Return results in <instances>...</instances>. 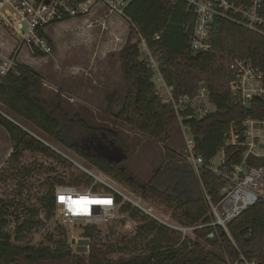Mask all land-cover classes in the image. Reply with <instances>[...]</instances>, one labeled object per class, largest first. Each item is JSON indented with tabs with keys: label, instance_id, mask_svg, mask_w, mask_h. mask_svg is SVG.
<instances>
[{
	"label": "trees",
	"instance_id": "1",
	"mask_svg": "<svg viewBox=\"0 0 264 264\" xmlns=\"http://www.w3.org/2000/svg\"><path fill=\"white\" fill-rule=\"evenodd\" d=\"M124 15L128 19L129 30L134 31L136 28L147 45L159 53L163 77L173 86L175 97L195 93V89L186 81L187 75L192 70H205L215 53H225L227 57L238 54L250 58L264 70V36L221 16H215L212 22L210 50H192L190 34L195 17L187 11L183 1L132 0L124 9ZM156 32L160 33L159 39L153 38ZM129 40L119 50L121 72L125 80L123 97L119 98L118 90L107 92L104 97L105 111L116 121L153 139L163 137L162 141L165 142L167 131L176 121L174 110L170 104L161 102L155 93L152 71L141 58L137 44ZM209 95L214 110L201 119L187 121L196 139V150L205 161L217 154L224 133L231 123L240 126L247 116H264V103L259 100H253L251 108L246 109L236 104L227 91L211 89ZM119 100V108L114 112V106ZM4 114L14 120L29 122L43 136L73 151L101 172L137 188L142 196L150 194L171 204L173 214L180 223L196 226L210 220L207 215L208 206L201 197L184 200L179 195L160 192L152 183H143L130 174L127 156L116 162L101 152L90 151L89 147L96 146L99 141L119 144L122 140L115 130L91 129L78 114L69 116L60 98L54 105L48 103L43 95L40 75L26 64H20L17 72H8L0 84V125L6 130L11 147L8 160L16 163L24 150L51 153L49 147ZM84 140L90 145L84 146L81 142ZM240 153L237 146L225 148L224 164L229 166L238 162ZM22 169L30 173V170ZM201 181L208 189L212 201L217 203L224 180L214 172L206 171L202 173ZM115 197L121 203V198ZM40 200L48 214L54 211L56 205L52 185ZM23 209L24 215L15 216L14 230L10 231V220L7 218L10 213L0 200V264H62L68 260H72L73 264H229L237 260L240 253L248 260L264 264V200H259L231 220L227 224L228 233L220 227L217 232L212 226L198 227L193 230L196 237L194 240L186 238L179 241V238L167 234L162 226L147 224L142 228L155 231L159 234L158 241L164 244H153L145 254L114 260L107 256L115 251L114 247L97 243L92 237L86 256L73 255L64 235L53 240L52 246L19 243L24 234L44 222L38 208L27 206ZM130 209L128 203L120 207L121 212ZM89 232L90 228H86L85 236H90ZM210 232H214L211 237L208 236ZM197 238H202L210 248L205 249Z\"/></svg>",
	"mask_w": 264,
	"mask_h": 264
},
{
	"label": "rangeland",
	"instance_id": "2",
	"mask_svg": "<svg viewBox=\"0 0 264 264\" xmlns=\"http://www.w3.org/2000/svg\"><path fill=\"white\" fill-rule=\"evenodd\" d=\"M127 22L128 19L120 13L114 12L105 15L102 9L95 7L92 13L87 16L74 17L48 27L47 33L53 41L51 54L41 57L29 53L22 46L18 51L19 59L22 61L30 59L32 65L37 68L33 70H36L42 78L43 95L48 103L54 105L60 98L64 111L69 116L78 114L82 122L89 128L111 129L118 132L122 142L118 144L110 141V143L114 144L123 156H127L128 170L131 175L143 183H152L165 194L179 195L184 200L200 197L203 199L200 182L184 159V138L176 121L167 131L165 142L162 141L163 137L153 139L123 122L116 121L112 115L105 111L104 95L111 86L105 85L103 78L99 77L101 84L98 91L94 93L91 104L83 103L75 98L64 97L63 89L54 80L58 79L57 76L66 74V70H69L68 63L76 65L75 73L71 74H80V76L84 74L87 78L93 77L97 73V68L100 71L103 70L100 64L103 59H109L110 72L115 76L113 84L119 91L121 99L124 94V85L117 77L118 65L115 54L128 39H130V43H136L133 31L129 30ZM0 34L15 40L1 19ZM79 39H85L88 43L75 46L74 41ZM15 41L17 47L18 41ZM152 55L157 60L160 75L163 77V71H161L163 66L160 63L159 53L152 50ZM228 59L225 53H215L205 70L189 72L186 79L188 85L195 91L201 86H205L209 91L211 89L226 91ZM152 74V80L156 86L159 84L158 74ZM119 105L120 100L114 106V112L118 110ZM209 107L211 110L215 108L213 104H209ZM14 121L28 130L32 136L42 140L41 142L51 150V153L24 150L16 163H10L8 160L11 152L9 137L6 130L0 125V200L4 202L10 213L7 216L10 220L8 228L10 231L14 230L15 216L24 215L23 208L27 206L38 208L39 216L44 220L42 225L24 234L19 243L52 246L53 240L64 235L68 239L73 255L86 256L92 237L97 243L114 247L115 251L107 255L114 260L145 254L153 244L163 243L161 240L158 241L159 234H156L155 231L142 228L147 224L162 226L167 234L179 238V241L196 238L193 229L180 230L177 228L186 227V225L178 221L176 215L173 214L171 204L150 194L142 196L137 188L127 186L112 175L101 172L73 151L43 136L29 122L21 119ZM81 142L84 146L90 145L87 140ZM110 147L106 146V149ZM97 149L98 147L94 146L90 148V151L97 152ZM222 156L223 152L219 150L214 157L215 163L220 161ZM22 168L30 170V173ZM88 170L96 176L98 175L99 179ZM51 185L54 194L59 189L73 187L82 193L86 191L99 194L112 193L114 196H119L122 201L116 205L112 215L100 223H89L82 218L67 222L62 220L60 206L56 205L50 214L42 206L40 198ZM125 203L130 204L131 209L121 212L120 207ZM207 215L209 216L208 212ZM86 228H90V236H85ZM213 228L215 232L218 231V227ZM213 235L214 232L208 234L210 237ZM81 238L89 240L84 251L76 249L79 245L77 242ZM197 240L205 249L210 248V245L202 238H197ZM62 264H73V261L68 260Z\"/></svg>",
	"mask_w": 264,
	"mask_h": 264
},
{
	"label": "built area",
	"instance_id": "3",
	"mask_svg": "<svg viewBox=\"0 0 264 264\" xmlns=\"http://www.w3.org/2000/svg\"><path fill=\"white\" fill-rule=\"evenodd\" d=\"M132 0H0V19L11 31L17 47L11 55L0 56V84L8 72H17L19 63L17 53L24 46L31 54L48 55L53 52V41L47 33L48 27L91 14L95 7L103 10L105 15L114 12L124 15V9ZM186 5L187 11L194 17V25L190 34V47L194 51H208L211 48L210 31L215 16L233 21L246 29L264 36V0H180ZM125 16V15H124ZM188 28L189 25L187 24ZM134 40L140 56L146 61L152 73L158 74L154 91L161 102L172 106L176 122L184 138L183 156L200 182L203 199L208 206L210 220L196 226L177 227L180 230L198 227H220L228 233L227 224L238 217L243 211L264 200V116L244 118L240 126L231 123L224 133L219 150L223 156L215 163L214 157L205 161L196 150V139L192 134L188 120L201 119L211 112L209 90L199 87L193 95L187 93L175 97L173 86L165 82L160 75L157 60L152 55V49L145 39L134 28ZM154 39L160 38V33L153 34ZM227 61L226 91L234 102L246 107L253 100L264 103V70L252 59L238 54L231 55ZM153 75V74H152ZM214 105V104H213ZM251 108V107H250ZM237 146L240 149V160L229 166L224 164L225 148ZM89 171V170H88ZM212 171L224 180L220 189V199L214 203L208 189L201 181L202 173ZM94 175L91 171H89ZM61 192L80 193L73 187L59 189L54 194L55 205L60 206L62 220L72 221L77 218L97 224L110 217L118 202L112 193L99 194L91 191L83 192L97 201H110L90 205L89 213L79 217L65 207L60 200ZM124 196V195H123ZM125 197V196H124ZM99 203V202H98ZM98 206V208H93ZM212 218V219H211ZM229 264H257L248 260L240 253L237 260Z\"/></svg>",
	"mask_w": 264,
	"mask_h": 264
},
{
	"label": "crops",
	"instance_id": "4",
	"mask_svg": "<svg viewBox=\"0 0 264 264\" xmlns=\"http://www.w3.org/2000/svg\"><path fill=\"white\" fill-rule=\"evenodd\" d=\"M86 42L87 41L85 39L84 40L79 39V40L74 41V45L79 46ZM15 47H16V41L14 39L11 40V38H8L6 35L4 36L3 34H0V56H8L9 54H12L13 51L15 50ZM121 48L122 46L118 48L117 53L115 54V60L117 61V65H118L117 77L121 81L122 85H124L123 87V90H124L125 80L121 72V65H120L119 54H118ZM16 58L19 63L21 62L20 64L25 63L26 65L30 66L32 69L35 68V66H33L32 63L29 61L30 59H28V61L20 60L19 53H17ZM55 58L53 59L54 61H55ZM109 62H110L109 59L107 60L103 59V62L100 63L102 66L101 68H103V70L100 71L99 68H97V73L94 74L93 77L91 76L90 78H87V76H85L84 74H81V76L80 74H71V73H75L74 68L76 67V65L73 63H68L67 67L70 71L66 70L65 72L66 74H64L63 76L59 75L57 76L58 79H54V80H56V83L63 89L64 97L66 96L70 98H75V99L80 100L83 103L91 104V102H93V95L96 91H98V87L101 84L99 77L104 79L103 81L105 85L111 86L110 90L109 89L106 90L107 92L116 90L115 89L116 87H114V84H113L115 76L113 75L112 72H110ZM34 71L36 72V70Z\"/></svg>",
	"mask_w": 264,
	"mask_h": 264
},
{
	"label": "bare ground",
	"instance_id": "5",
	"mask_svg": "<svg viewBox=\"0 0 264 264\" xmlns=\"http://www.w3.org/2000/svg\"><path fill=\"white\" fill-rule=\"evenodd\" d=\"M94 176L99 179V176L97 177L95 174ZM61 197H64L65 199L62 201ZM91 197H97V196H87L86 194L80 192V193H76V194H71L70 192H61V196H60V200L58 202L62 203L65 207L69 208L68 210H72L73 214L75 216H79V217H83L88 215L89 213V208L92 207L90 205H98L100 206L101 203L98 202H92V201H97L94 198L92 199ZM82 198L86 201H88V203L84 204H78V205H70L69 203V199L72 201H81ZM133 201V200H132ZM135 204H137V202L133 201Z\"/></svg>",
	"mask_w": 264,
	"mask_h": 264
},
{
	"label": "water",
	"instance_id": "6",
	"mask_svg": "<svg viewBox=\"0 0 264 264\" xmlns=\"http://www.w3.org/2000/svg\"><path fill=\"white\" fill-rule=\"evenodd\" d=\"M251 107V104H248L246 105V109H250ZM7 116V115H5ZM8 117V116H7ZM10 120L14 121L12 118L8 117ZM17 125L21 126L20 124H18L16 121H14ZM25 129V128H23ZM26 130V129H25ZM27 132H29L28 130H26ZM30 133V132H29ZM39 139V138H38ZM40 140V139H39ZM42 141V140H41ZM107 144V145H106ZM98 147V151L97 152H101L103 153V155L107 158H109L110 160H114L116 162H120L125 156H123L118 148L110 143V141H108L107 143L104 142V141H99V143H97L96 145ZM106 146H111L110 148L106 149ZM94 147V146H93ZM90 148H92V146L89 147V150ZM93 208H98V206H93ZM89 240L88 239H79L77 243H79V245L76 247L77 250H86L87 248V244H88Z\"/></svg>",
	"mask_w": 264,
	"mask_h": 264
},
{
	"label": "snow or ice",
	"instance_id": "7",
	"mask_svg": "<svg viewBox=\"0 0 264 264\" xmlns=\"http://www.w3.org/2000/svg\"><path fill=\"white\" fill-rule=\"evenodd\" d=\"M64 199H65L64 197H61V200H62V201H63ZM92 202L110 203V201H92ZM69 203H70V205H78V204H81V203L86 204V203H88V201L84 200L83 198H82L81 201H72V200L69 199Z\"/></svg>",
	"mask_w": 264,
	"mask_h": 264
}]
</instances>
